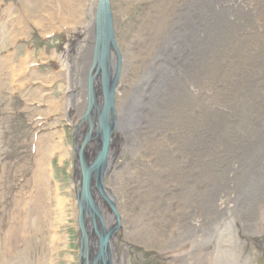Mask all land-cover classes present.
<instances>
[{"label":"bare ground","instance_id":"6f19581e","mask_svg":"<svg viewBox=\"0 0 264 264\" xmlns=\"http://www.w3.org/2000/svg\"><path fill=\"white\" fill-rule=\"evenodd\" d=\"M53 1L56 3L54 6L56 9L49 10L46 14L47 18H41L36 23V27L42 30L43 35L64 29L73 36H67L64 49L60 53L53 52L50 57L56 65L57 62H61L60 68L67 79L69 86L67 107L69 111L74 108L81 109L75 98H82L80 92L84 95L82 88L84 76H86V104L89 105L91 92L89 89L92 90L94 100L89 115H87L88 106L84 108L83 115L86 121L82 122L87 124V127H83L82 122L78 127L77 135L80 138L84 136L88 141L84 145L85 140H77L82 145L79 146L80 167L81 165L91 166L99 158L101 142L98 136V118L103 108L101 93L103 68L109 73V82L115 81L116 94L130 57L132 61H136V55H142V62L128 97L120 104H116L114 98V114L112 118H109L108 146L105 149V172L101 180L98 183L95 182L93 190L105 200L107 197L110 207H112L111 203H116L125 189V182L120 172L125 171V166L119 173L114 166L122 155L124 147L131 149V146H134L133 149H137L131 150L136 155L141 151L144 152L146 159L151 162V169L156 170L160 175H164L167 171L168 174L174 173L175 182L180 183H184L182 176L190 161H195L198 157V160L202 159L203 162H200L206 166L210 161L211 166H208L217 169L220 182L212 187L198 203L202 218L201 228L191 225L190 232L188 231L183 239L190 240L198 234H204L208 242L211 240V244L199 245L196 242V249L193 255H190L193 260L191 264H200L204 256L211 252L216 256L215 264H250L251 257L249 254H244V248L250 242H254L258 234V209L259 205L264 203V38L257 40L256 37L250 38L248 32L256 27L264 31V0H190L176 9L177 15L170 14L167 20L161 21L165 25L162 27L165 29L161 37L162 44H155L156 41L152 37L148 42L150 37L148 31H152L154 23L141 32L147 39L143 42L133 40L125 54L117 50L114 40L115 46L110 47L106 58L103 48L99 45L106 36L100 35L103 32L99 29L100 27L97 28L95 14L98 13V6L102 0L97 1L91 13L93 20L88 21V24L85 22V11H83L84 7L88 6V0H81L78 8L74 0ZM239 1L243 4L253 3L254 8L244 10L239 7L238 11L230 13L234 9V6L230 4L236 5ZM57 20L61 23L54 24L53 22ZM111 24V34H113L114 28H117L116 18L112 17ZM113 39H115L114 34ZM80 44L84 45L79 49ZM72 57L82 63L78 70L70 61ZM28 64L27 61L23 62L22 69L23 71L26 69L24 73L27 72L30 77L35 72L29 70ZM87 66L89 68L85 74ZM73 74L76 76V88L73 87ZM31 79L37 80L34 76L29 80ZM219 82L223 85L217 89ZM172 87L174 89L171 91ZM213 99L216 103L215 108L209 107L208 103ZM196 110L198 112H195ZM197 149L200 150L198 156H196ZM181 157L189 161L183 162ZM204 161H207V164ZM241 171L254 174L253 178L252 174L239 175L241 178L239 181L251 179L254 203L253 201L252 203H234L235 208L226 209L225 207L224 210V207L222 208L218 203L219 199L230 198L229 196L232 195V188L227 190L225 187L230 181L227 175L232 173L234 176ZM107 174L111 176H108L109 186L104 188L105 197L103 192H100L101 189L96 188V184L101 185V181ZM168 174L165 177L153 175L149 169H146L142 175L139 173L147 180L145 181L147 184H144L146 190L152 189L155 193L159 192L155 185H158L162 179L163 186L173 179L169 178ZM81 177L83 182L82 173ZM93 179L95 180V176L88 182L90 192L93 191L90 187ZM82 185L84 189V183ZM90 195L101 214V216L98 214L100 216L98 224L102 221L100 230L105 227V231L109 232L114 225L109 210L107 211L100 197L98 198L94 193ZM187 201L188 199L184 201V207ZM179 209L185 211L183 207ZM87 214L91 217L90 212ZM179 214L182 218L180 225L184 228L185 224H190V221L186 222L185 219L191 218L184 216L183 212ZM213 216L227 219L225 221L229 225L231 237L224 239L223 233L227 229ZM89 224H91L89 220H86L84 230L87 229L88 260L89 264H92L97 255L98 240L92 235L94 230ZM120 226L124 230H129V234H133L140 226V222L123 215ZM221 226L222 228L219 229ZM238 229H241L245 236H249L250 240L240 237ZM212 232L216 234L220 232L218 237L220 239L216 235L213 236ZM114 233L108 241L107 264H120ZM213 239L217 240V243L212 242ZM221 239L230 247L223 249L220 245ZM178 240L182 241V238L178 237ZM170 243L174 244L175 241L170 240ZM180 261L188 264L185 263V258ZM39 264H46V259L39 260Z\"/></svg>","mask_w":264,"mask_h":264},{"label":"rangeland","instance_id":"374dc122","mask_svg":"<svg viewBox=\"0 0 264 264\" xmlns=\"http://www.w3.org/2000/svg\"><path fill=\"white\" fill-rule=\"evenodd\" d=\"M97 1L88 0V6L84 7L87 24L88 21L93 20L91 13ZM74 2L77 8L80 7L81 0ZM186 2L190 0H110V13L117 21V28H114L113 33L117 50L125 54L133 40L143 42L147 37L141 32L154 23L152 31H148L150 34L148 42L152 37L156 41L155 44H162L161 37L165 30L162 27L165 25L161 21L167 20L170 14L177 15L176 9ZM55 4L53 0H0V264H39L41 259H46V264L79 263L77 236L79 204L77 203L83 187L79 141L82 139L84 141L85 137L80 138L77 133L78 127L84 120V108L88 106L86 76L83 77L84 95L80 92L82 98H75L81 109L74 108L69 111L67 79L60 68L61 62H57L59 65H56L50 57L53 52L60 53L64 49L67 36H73L64 29L43 35L42 30L36 27V23L41 18H47L46 14L49 10L56 9ZM253 5L247 2L243 4L241 1L236 5L230 4L234 6L230 13L238 11L239 7L244 10L253 9ZM53 23L61 22L57 20ZM113 24H115L114 19ZM248 36L256 37V40L264 38V31L256 27L248 32ZM82 45L84 44L79 45V49ZM141 56L136 55V61H132L130 57L129 64H126L123 79L113 96L116 104H120L128 97L142 62ZM75 60L74 57L70 59L78 70L82 63ZM25 61L29 63V70L35 72L30 77L27 72L24 73L26 69L24 71L22 69ZM88 68L89 66L85 74ZM33 76L37 80L30 81ZM75 77L73 74L74 88L77 87ZM222 85L223 83L219 82L217 89ZM173 89L174 87L171 91ZM214 100L208 102L209 107H216ZM82 126L87 127V124L84 123ZM131 149L124 147L122 155L115 163L117 173L125 166V171H120L125 189L116 203L111 204L118 215V223L121 224L122 216L125 215L130 219L139 220L140 226L136 228L138 226L136 222L137 230L129 234V230H124L119 224V229L114 233L120 264H184L180 261L184 258L185 263L191 264L193 260L190 255H193L196 249V242L199 245L211 244V240L208 242L204 234H198L190 240L183 238L188 231L190 232L191 225L201 228L202 218L198 203L212 187L219 184L217 169L208 166L211 164L210 161L206 166L202 163V159L198 160L196 157L195 161H190L186 166L182 176L184 183L175 182L174 173L168 174L167 171L164 175L158 174L156 170L150 168L151 162L146 159L144 152L141 151L136 155ZM198 154L200 155L199 149L196 156ZM181 158L183 162L189 161ZM204 163L207 164V161ZM146 169H149L153 175L165 177L168 174L169 178L173 179L164 186L161 183L163 179L159 180L160 183L155 185L159 190L157 193L152 189L146 190L144 184H147L145 182L147 180L141 176ZM247 174H252V178L254 177L252 172L242 171L234 176L232 173L227 175L230 181L228 186L225 184L223 186L227 190L232 188V195L229 196L230 198L219 199L218 203L222 208L224 207V210L225 207L235 208L234 203H252L251 179L239 181L241 179L239 175ZM108 176L110 177L111 174L105 175L102 184L99 185L103 194L104 188L109 186ZM94 185L93 179L90 183L92 190ZM90 193L100 197L114 220L113 227L116 226V218L105 194L107 200L94 190ZM187 199L184 207L183 203ZM182 207L185 211L179 209ZM258 210V234L253 244L250 242L244 248V254H249L251 257L250 264H264V203L259 205ZM97 212L99 214L98 210ZM182 212L184 216L191 218L185 219L186 222L190 221V224H185L184 228L180 225L182 218L179 213ZM84 218V228L86 220H89L91 223L89 225L94 230L90 216L87 214ZM215 218L227 229L223 233L224 239H227L230 232L225 216L223 217L225 219ZM98 223L96 219L100 231ZM238 230L240 237L250 240L241 229ZM212 234L218 238L220 232L219 234L212 232ZM92 235L97 239L95 231ZM178 237L182 238V241H179ZM170 240H174L175 243L171 244ZM222 240L220 245L223 249L230 247ZM212 242L217 243V240L213 239ZM229 255L233 256L232 253ZM215 258L212 252L208 253L200 264H215Z\"/></svg>","mask_w":264,"mask_h":264},{"label":"water","instance_id":"95a60500","mask_svg":"<svg viewBox=\"0 0 264 264\" xmlns=\"http://www.w3.org/2000/svg\"><path fill=\"white\" fill-rule=\"evenodd\" d=\"M109 0H102L98 6V13L96 14V25L97 28L102 30L103 36H106L104 39L101 40V43L99 44L101 48L104 50V56L107 57V54L109 53L110 47H114V39L112 33V16L110 10H109ZM106 60V59H105ZM99 70V69H98ZM103 80L101 83V93L103 98V108L102 112L100 114V117L98 118V136L99 140L101 142V149L99 153L98 160H95V162L89 167H86L85 165H81V173L83 176V182L84 183V189H82V194L79 198V217H78V246H79V263L78 264H89V255L87 251V234L84 230V217L87 215V212H90L91 214V221L94 224L93 228L95 231V235L98 240V253L96 255V258L93 261V264H107L106 262V254H107V248H108V241L110 237L112 236V233L116 232L119 229V223H118V215L115 213V208L111 207L112 213H114V216L116 218V226H114L109 232L105 231L104 229H101L99 231L96 219L100 220V216L97 214V209L92 203L91 195L89 191V183L90 179L95 176V182L98 183V181L101 180V178L104 175L105 172V160H106V150L108 146V130L110 128V122L109 118L113 117L114 114V93H115V81L113 83L109 82V73L103 68ZM91 92L92 90L89 89ZM90 92L89 95V105H88V111L87 115L90 114L93 108V98L92 93ZM88 141L85 140L84 145H86ZM84 148V146H83ZM96 188H99L96 184ZM100 192H102L100 190ZM103 194V193H102ZM102 223V221H101ZM100 223V224H101ZM103 227V225H101Z\"/></svg>","mask_w":264,"mask_h":264}]
</instances>
